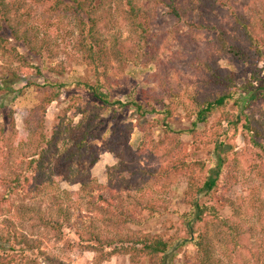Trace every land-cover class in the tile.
Segmentation results:
<instances>
[{"label":"rangeland","instance_id":"1","mask_svg":"<svg viewBox=\"0 0 264 264\" xmlns=\"http://www.w3.org/2000/svg\"><path fill=\"white\" fill-rule=\"evenodd\" d=\"M19 1L28 8L40 33L41 41L35 47L43 48L40 54L22 42L0 46V236L5 239L9 234L11 238L8 243L0 241V254H14V264H153L147 258L134 262L128 255L108 256L86 248L93 242L83 243L80 236L88 240L92 230L108 239L133 233L159 235L173 247L167 264L194 261L195 248L184 239L196 237L206 225L197 224L190 231L183 223L182 214L190 210L187 178L179 177L168 193L160 194L159 215L143 212L141 225L118 230L103 223L86 228L89 224L82 216L88 214V196L80 184L61 182L55 174L61 154L86 133V141L95 147L99 160L95 165L85 162L78 170L106 184L108 169L119 159L104 143L113 131L126 129L134 153L141 152L139 145L149 130L155 140L164 139L151 164L155 167L169 161L167 153L179 141L178 155L204 163V167L194 170L200 182L222 155L226 161L225 180L211 200H204L217 208L220 218L232 220L237 232L232 241L214 238V264H264V0H178L184 2L189 13L202 7L206 13L201 21L203 28L195 21L199 16L178 19L157 6L155 0L138 2L145 15L140 19L143 28H134L126 20L117 0L97 3V15L102 20L98 26L100 50L94 49L105 59V65L98 67L88 59L82 23L75 13L55 10L50 0ZM246 24L251 28L246 30ZM147 29L143 40L141 36ZM252 30L254 33L249 35ZM224 33L237 41L231 47L234 55L230 58L219 50ZM85 82L107 93L110 104L101 103L78 85ZM57 89L58 99L45 104L44 100ZM226 93L232 98L206 123L198 124L195 133H177L189 130L196 119L193 95L208 101ZM165 110L171 112L166 120L169 127L161 113ZM37 127L43 129L39 133L48 141L56 138L54 144L60 153L52 154L51 144L45 167L51 177L50 190L25 204L42 214L54 213L52 197L58 194L70 215L68 222L61 224V237L57 231L45 229L34 213L19 216L15 207L20 201L16 197L13 207L2 199V177L17 169L23 154L32 151L31 140L35 150L37 137L33 133ZM99 134L100 138H95ZM42 145L49 147L47 142ZM6 157L12 168L5 164ZM145 189L131 190V194L141 198ZM222 198L232 204L220 205ZM91 215L102 217L96 211ZM207 221L211 224L212 220ZM21 235L31 241L32 250L24 248L28 245H16L15 239Z\"/></svg>","mask_w":264,"mask_h":264},{"label":"trees","instance_id":"2","mask_svg":"<svg viewBox=\"0 0 264 264\" xmlns=\"http://www.w3.org/2000/svg\"><path fill=\"white\" fill-rule=\"evenodd\" d=\"M120 8H122L126 20L134 28H143L140 21L145 15L142 7L139 5V0H117ZM157 6L160 8H166L171 12L173 16L178 19L189 20L190 16H199L195 21L201 27V21L206 17V13L200 8L192 9V13H189V8L178 0H155ZM206 2L215 3L216 0H205ZM55 10H64L67 13H75L79 17L81 25V34L85 42L83 47L88 52V59L98 67V64L105 65V59L99 55L100 37H99V23L102 17H99L98 11L99 5H102L106 0H50ZM102 3V4H101ZM192 6L195 4L190 3ZM24 4L19 0H0V46L7 42H22L30 51L39 53L43 46L35 47L38 41H41L40 33L37 32L35 26L32 23L30 12L28 8L24 10ZM29 9H32V7ZM213 9V8H212ZM84 15V16H81ZM185 22V21H184ZM204 22V21H203ZM251 28L249 24H246L245 29ZM149 29L145 30L141 36L143 40L146 38ZM249 35L253 34L252 30ZM223 33V32H222ZM227 34V35H226ZM228 33L223 34L221 39L220 51L223 52L229 58L232 56L233 51L231 47L237 44V41L231 37H228ZM230 41V46H227V41ZM94 48L98 49L95 50ZM101 52V51H100ZM42 51L40 52V54ZM234 55V54H233ZM79 86H83L93 98L97 99L103 104H110V98L107 93L102 91L97 85H92L88 82L78 83ZM55 86V85H54ZM264 87V85H263ZM59 90L54 91L44 100L45 104H49L58 99ZM232 98L231 94H223L218 97L196 98L193 95L192 99L195 101L196 111L194 114L196 119L193 121L192 127L186 131H177V133L193 134L197 131V125L200 123H206L209 116L221 107L225 102ZM137 106L138 109H142V106L132 103ZM144 110V109H142ZM151 112L156 113L155 109ZM166 120L171 117V112L165 110L161 112ZM86 114V113H84ZM146 114V111L142 112V115ZM86 117V115H85ZM41 123V122H40ZM42 125L43 123L40 124ZM169 123H166V127H169ZM42 128L37 127L34 131V136L37 137L35 141L31 140L29 146L31 152L23 154L21 157V164L17 169H12L8 176L3 179L4 194L2 199L4 203H10L13 207L12 201L14 197L20 201V204L15 207V211L19 216H24L27 213H34L41 223V225L48 230H55L58 232L57 236L61 237V224L68 222L69 211L64 207L63 201L58 194L52 197V210L54 213L42 214L41 211L26 205V201H29L40 192H46L50 190V179L46 171V161L49 159L50 147L53 145V153L59 154V149L55 146L54 141H48L42 132ZM252 130V129H248ZM38 131V132H37ZM170 131H172L170 129ZM89 132V131H88ZM173 132V131H172ZM255 130H252L253 134ZM83 134L82 138H77L73 147L66 149L61 155V163L59 167L55 168V174L59 176L61 182H72L74 184L81 185V191L88 196V214L82 216L86 219L90 227L98 226L100 223L105 225L114 226L116 229L125 228L131 225H141L140 217L143 212H149L151 216L160 214L159 196L161 193H168L172 186L177 182L179 177H185L188 180V189L186 192L187 203L190 206V210L182 214L183 223L188 227L190 231H193L197 224L203 223L206 228L201 231L196 237L190 235L188 239H184L193 244L195 248L194 261L184 260L182 264H214L213 240L216 237L220 238V242L223 239L234 238V234L237 232V225L230 219L220 218L217 208L213 205H208L204 198L211 200L220 190V183L225 178V158L222 155L218 156L216 165L211 169L206 179L200 182L196 177L197 166H203L204 163L200 161L188 160L185 155H178L176 152L181 147V143L176 141L171 146L170 151L167 153L169 161L159 166H152L156 160L157 152L162 147L164 139L155 140L153 138V132H145L142 138V142L139 145L138 151L134 153L129 143V134L126 129L119 131H113L112 136L105 141L104 145L106 149L114 153L119 162L108 169L107 183L101 184L95 178H92L89 174L78 170L79 166L85 162H90V165H95L99 160V155L93 145L87 143V139ZM95 138H100V134ZM33 141V142H32ZM43 142H47L48 149ZM5 157H3V160ZM4 162V161H2ZM5 164L10 165V159L6 157ZM14 165V164H12ZM12 168V166L10 167ZM9 168V169H10ZM83 173L84 175H82ZM225 180V179H224ZM146 188L142 192L141 198H136L131 194L133 190ZM132 190V191H131ZM60 192V187L57 189ZM127 192V196L124 193ZM65 192L63 193V195ZM222 196V195H221ZM131 200L127 201L126 199ZM232 204L230 200L221 199L220 205L223 203ZM14 209V208H13ZM102 215V217H93L91 214L95 212ZM55 215V217H53ZM210 218L211 224L207 221ZM65 220V221H64ZM97 224V225H95ZM212 235H210V232ZM239 234V233H237ZM15 237V236H14ZM59 237V238H60ZM223 237V238H222ZM80 240L85 243L86 241L93 242V244L86 245V248L91 249L98 253H106L108 256L113 255H128L134 262H138L140 259H150L154 264H167V260L171 250L173 249L171 243L159 235H153L150 233H133L131 235H120L119 238H101L99 234H96L91 230L88 240H84L80 236ZM8 234L7 238L0 236V241L11 242ZM15 241L18 245L24 246L27 251L32 250L30 247L31 241L24 235L17 236ZM95 242V243H94ZM10 244V243H9ZM96 244V245H95ZM105 250H108L105 252ZM11 251L15 249L11 247ZM13 255L0 254V264H14Z\"/></svg>","mask_w":264,"mask_h":264}]
</instances>
